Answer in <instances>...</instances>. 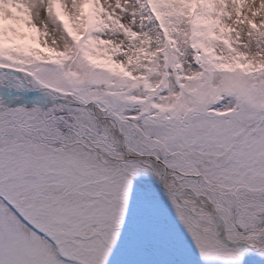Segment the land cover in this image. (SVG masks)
I'll return each instance as SVG.
<instances>
[{"label": "snow or ice", "instance_id": "snow-or-ice-1", "mask_svg": "<svg viewBox=\"0 0 264 264\" xmlns=\"http://www.w3.org/2000/svg\"><path fill=\"white\" fill-rule=\"evenodd\" d=\"M0 264H264V0H0Z\"/></svg>", "mask_w": 264, "mask_h": 264}]
</instances>
